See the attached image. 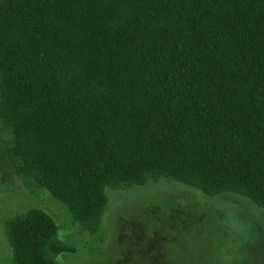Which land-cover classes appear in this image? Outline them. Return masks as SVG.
Returning a JSON list of instances; mask_svg holds the SVG:
<instances>
[{
	"label": "trees",
	"instance_id": "obj_1",
	"mask_svg": "<svg viewBox=\"0 0 264 264\" xmlns=\"http://www.w3.org/2000/svg\"><path fill=\"white\" fill-rule=\"evenodd\" d=\"M0 123L89 234L123 183L264 211V0H0ZM5 235L10 264L72 252L39 208Z\"/></svg>",
	"mask_w": 264,
	"mask_h": 264
},
{
	"label": "rangeland",
	"instance_id": "obj_2",
	"mask_svg": "<svg viewBox=\"0 0 264 264\" xmlns=\"http://www.w3.org/2000/svg\"><path fill=\"white\" fill-rule=\"evenodd\" d=\"M105 193L100 225L89 234L21 170L0 123V264H10L6 221L32 207L51 216L72 249L56 264H264V211L247 199L207 197L168 179Z\"/></svg>",
	"mask_w": 264,
	"mask_h": 264
}]
</instances>
